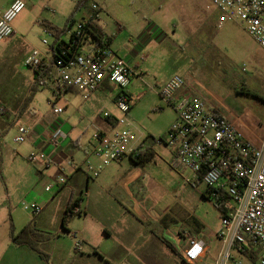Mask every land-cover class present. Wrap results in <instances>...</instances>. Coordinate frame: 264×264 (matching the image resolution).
<instances>
[{
	"label": "crops",
	"instance_id": "1",
	"mask_svg": "<svg viewBox=\"0 0 264 264\" xmlns=\"http://www.w3.org/2000/svg\"><path fill=\"white\" fill-rule=\"evenodd\" d=\"M14 1L0 0V10H6ZM172 1L180 4L179 7L192 19L189 24L201 34L207 33V30L212 26L216 28L217 20L222 17V13L211 4L210 0ZM25 2L26 9L14 21V27L20 35L7 45L0 44V56L7 54L10 62L19 59L23 64L25 58L31 53V45L46 49L42 44V38L46 37L44 27L61 29L65 24V28L68 21L66 16L70 13L68 11V13L64 12L62 15H56V12H58L56 9L60 10V6L67 8V5L63 6L60 3L56 6L53 0H25ZM169 2L170 0H90L80 10L83 12L82 20H84L89 18L91 4H99L100 10L94 24L103 34L111 37V47L119 56L130 59L131 64L137 66L139 75L132 78L128 88L132 99L131 110L135 104L133 92L140 87L142 82L140 72L147 68L151 57L156 55L157 48L165 45L163 40L165 31L160 25L156 24L161 28L164 35L158 38H146L144 36L145 32L150 24L154 22L153 17L163 10ZM214 10L218 12V15L215 17L216 21L215 19L211 21L208 16H210V13H214ZM74 20L77 21V19ZM55 40L56 37L54 40H49L50 44L53 45ZM60 40H67L65 33L61 34ZM140 41L144 43V54L147 56L145 60H141L139 57L134 58L132 55L135 44ZM241 51L247 53L246 50ZM169 79L171 77L161 84H165ZM193 79L198 82L194 88L200 90V94L213 108L238 126L245 136L253 140L257 138V134L264 126V85L260 79L255 76L244 79L228 76L229 87L223 85L222 87L211 88L204 86L194 76ZM34 80L35 73H33L32 80H27L28 85L24 87L19 95L20 99L16 105L0 92V101L8 109L5 116H0V141L15 126L19 117L18 130L20 127L30 130L24 142L25 144L20 146L17 151V159L25 166L26 171L20 174L11 188H7V194L10 197L14 196L20 189L26 172L32 169L29 177L32 184L28 191L34 194V202H39V205L43 207V211L38 216L28 214L27 217L23 215L19 205L12 207V201L7 205L0 206V264H45L40 255L29 246L15 245L12 241V234L16 236L25 227H33L40 237L31 236V240L46 252L51 243L56 245V220L64 219L66 209L71 202L79 199V207L84 205L86 209H89V207L94 206L105 210L110 203V200L106 197L111 195L127 213L135 215L143 221H146L144 217H150V219H154V223L163 224L167 229L170 228V224L173 231L169 232L173 236V241L178 245L185 246L191 237L205 241L208 245L207 258L213 246L220 244L216 239V235L221 227L223 210L215 205L218 216L216 221L211 223L196 212H187L185 206H179L180 220L173 218L170 223L166 222L164 224L162 220L166 221L169 214L168 212L158 211L157 202L151 193V189L156 184L152 169L160 165L165 170H176L172 166L173 153L162 142L170 126L177 118L174 109L170 106L166 109L171 117L169 126L164 132V137L161 136L158 141L157 137L144 133L145 139L141 144V160L128 157L120 163H113L105 167L97 178H93L87 172L85 162L90 160L95 166H98L100 160L92 154V136H89V140H86L84 131L91 126L98 132H110L114 128H124V125L119 122L123 117V113L116 103L121 90L108 81L89 99H84L82 93L78 90H70L57 101V105L64 109L61 115L55 116L52 110L42 113L34 107H32V110H27L30 111V114H26L27 111H22V105ZM159 87L156 88L158 95ZM239 97L249 100L243 103L239 100ZM106 105L111 111H103ZM252 106H259L262 116L254 114ZM129 115L135 124L131 111ZM55 128H60L68 136L67 140H62L56 147L47 140L49 134ZM0 147L3 151L6 149L2 145ZM32 152L49 155L52 164L48 165L46 163L47 156L39 159L36 163L30 162L28 157ZM71 160L77 165V168L69 164ZM179 172L181 173V171ZM62 174L67 176V184L54 194L46 192L45 187L56 182ZM191 184L203 183L195 179ZM43 185L44 189L38 191ZM205 192H201L200 199L209 202L211 199L208 189ZM58 213H60V216ZM83 242L87 241L84 240ZM47 252L50 256V264H54L56 246L51 251L47 250ZM84 257L85 254L80 258ZM206 258L198 264L204 262Z\"/></svg>",
	"mask_w": 264,
	"mask_h": 264
},
{
	"label": "built area",
	"instance_id": "2",
	"mask_svg": "<svg viewBox=\"0 0 264 264\" xmlns=\"http://www.w3.org/2000/svg\"><path fill=\"white\" fill-rule=\"evenodd\" d=\"M210 2L222 13L217 28H222L228 20L238 22L264 50V0ZM25 9V0H15L9 8L0 10V44L7 45L20 35L14 21ZM99 10V4L92 3L89 18L74 20L66 28L67 40H55L53 45L48 38H55V33L44 27L46 37L42 44L46 49L31 45V53L24 60L27 68L40 73L39 86L53 91L54 100L50 102L55 116L64 112L57 101L70 90H78L84 99H89L107 81L121 90L116 103L123 113L119 122L124 128L93 135L92 154L100 164L95 166L90 160L85 162V168L93 178L113 163L128 157L139 159L145 139L144 132L129 115L132 99L128 88L132 78L139 75L137 66L117 54L111 47V37L90 29L89 23L97 19ZM162 35L161 28L152 23L144 36L152 39ZM134 47V58L145 60L144 43L140 41ZM197 84L193 78L175 75L158 88L161 98L177 115L162 142L173 153L174 169L189 172V183L195 179L203 183L210 199L223 210L221 227L216 235L220 249L214 264H264V126L256 139L248 138L195 92L192 86ZM7 112V107L0 101V116ZM29 133V129L20 127L15 142H25ZM67 139V134L60 128H55L47 138L55 147ZM45 157L46 163L52 164L49 155L38 152H32L28 160L36 163ZM69 164L77 168L72 160ZM66 184L67 176L62 174L56 182L47 185L45 191L54 194ZM23 206L33 216L43 211L36 203ZM81 211L80 207L75 209L76 213ZM74 238V251L81 253L84 242L76 234ZM254 251H257L255 258ZM207 253L206 242L191 237L181 249V258L188 264H198Z\"/></svg>",
	"mask_w": 264,
	"mask_h": 264
},
{
	"label": "rangeland",
	"instance_id": "3",
	"mask_svg": "<svg viewBox=\"0 0 264 264\" xmlns=\"http://www.w3.org/2000/svg\"><path fill=\"white\" fill-rule=\"evenodd\" d=\"M53 3L56 6L60 3L67 5V8L60 6V10L56 9V15L70 11L66 16L67 20L77 5L75 0H53ZM179 5L170 0L164 9L153 17V23L160 25L165 31V45L157 48V53L151 57L147 68L141 70V85L133 92L135 104L131 116L135 124L146 135L157 137L158 141L161 136L164 137L171 117L166 110L170 105L156 91L167 78L178 75L191 79L194 76L204 86L211 88L223 85L229 87L228 76L238 79L255 76L264 85V50L244 31L240 23L228 20L222 29L212 26L207 33L201 34L189 24L192 19ZM213 12L208 16L211 21L218 15L217 11ZM82 13L78 11L76 14L77 21L82 20ZM219 21L221 20H217V24ZM64 25L61 29H65ZM65 38L67 39V36ZM241 50H246L247 53ZM33 73V70L27 68L19 59L10 62L7 54L0 56V92L16 105L20 99L19 95L28 85L27 80H32ZM255 84L257 85V82ZM194 86L192 87L195 92L200 94V90ZM50 100H54L53 91L44 88L38 91L34 103L32 102L33 106L29 109L34 107L37 111L47 113L53 109ZM239 100L246 103L249 99L239 97ZM113 104L115 105L114 101ZM252 107L254 114L262 116L259 106ZM103 111L111 110L106 105ZM27 113L30 114V111ZM19 119L0 141V145L6 148L3 151L0 147V206L12 201V207L19 205L23 215L28 217L31 212L26 211L23 205L36 203L34 194L28 191L32 184L29 180L31 168L26 172L25 179L15 195L10 197L7 194V188H11L20 174L26 171L25 166L17 159L18 148L25 144L15 142V138L19 136ZM97 132L93 126L87 128L84 131L85 139L89 140V136L93 138ZM152 170L156 184L151 193L157 202L158 211L169 214L166 221L162 220L164 224L170 223L173 218L180 220L179 206H185L187 212H196L208 222L216 221L218 210L215 203L212 200L204 202L200 199L201 192L207 191V187L204 184L189 183V172L165 170L160 165ZM41 187L38 191L44 189V185ZM111 196L106 197L110 203L105 210L94 206L86 209L81 205L83 213L71 218L65 228L62 226V218L56 220V245L51 243L47 249L51 251L56 246L54 264H188L181 258L184 245L173 241L169 232L173 231L170 224L167 229L163 224L154 223V219L150 217H144L146 221H143L127 213ZM36 204L39 205V202ZM58 215L60 216V213ZM162 221L160 222L163 223ZM75 233L78 234V239L87 241L84 242L81 253L74 251ZM161 237L168 240L174 250L168 247ZM219 247L220 244L214 245L206 260L200 264H214ZM47 250L43 251L48 253ZM83 254L85 257L80 258Z\"/></svg>",
	"mask_w": 264,
	"mask_h": 264
},
{
	"label": "trees",
	"instance_id": "4",
	"mask_svg": "<svg viewBox=\"0 0 264 264\" xmlns=\"http://www.w3.org/2000/svg\"><path fill=\"white\" fill-rule=\"evenodd\" d=\"M90 0H84L82 2H78L77 5H76V8H75V11L74 13L71 15V17L68 19L67 21V24H66V27L65 29H60V28H55V27H49L51 28L54 33H55V36H56V42L60 39L61 37V34L65 33L66 32V28L69 24H71L74 19H75V16L76 14L78 13V11H80L82 9V7H84L85 5H87L89 3ZM48 27V26H47ZM89 27L90 29L94 32V33H97V34H103L98 28L97 26L94 24V22H90L89 23ZM92 32V33H93ZM41 79V76H40V73H35V80L33 82V84L31 85L30 89H29V92L27 94V96L25 97V100L23 102V105H22V111H27L29 110L30 108V105L32 104L36 94L38 93V91L40 90H43L42 87L39 86V81ZM142 157H140L138 160H141ZM80 206V200L77 199L73 202H71L67 209H66V214H65V217L63 219V227L65 228L66 227V224L68 223V221L73 218L75 215H80L82 214L83 212H79V213H76L75 212V209L77 207ZM219 209H221L220 206H217ZM31 236H35V237H40L38 235V233L36 232V230L31 227V226H27L25 227L19 234H17L16 236L14 234H12V241L15 245L17 246H22V245H27L29 246L30 248H32L33 250H35L39 255L40 257L44 260L45 264H50V256L48 255V253H45L42 249H40L32 240H31ZM162 238V237H161ZM163 242L170 248H173L172 244L166 240V239H163ZM253 253V257H257V251H254L252 252Z\"/></svg>",
	"mask_w": 264,
	"mask_h": 264
}]
</instances>
